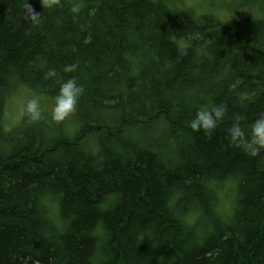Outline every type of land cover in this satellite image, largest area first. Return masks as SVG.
<instances>
[{
	"label": "trees",
	"instance_id": "1",
	"mask_svg": "<svg viewBox=\"0 0 264 264\" xmlns=\"http://www.w3.org/2000/svg\"><path fill=\"white\" fill-rule=\"evenodd\" d=\"M27 2L37 22L0 0V264H264V153L227 138L264 115V0L236 23L183 0ZM70 77V126L10 125L14 92ZM216 105L214 130L191 127Z\"/></svg>",
	"mask_w": 264,
	"mask_h": 264
},
{
	"label": "clouds",
	"instance_id": "2",
	"mask_svg": "<svg viewBox=\"0 0 264 264\" xmlns=\"http://www.w3.org/2000/svg\"><path fill=\"white\" fill-rule=\"evenodd\" d=\"M44 9L52 8L57 0H40ZM25 18L37 22L40 14L35 13L33 8L25 0L24 4ZM74 13L79 12V6L72 8ZM77 65H65V73L74 72ZM55 69H50L46 73V78H56ZM83 87L77 83L75 78H68L59 82V90L54 97V103L50 110V117L55 122H62L74 114L78 106L80 97L83 94ZM226 109L223 106L216 105L211 108L203 107L197 110L196 115L191 121L193 129H203L210 132L215 129L218 121L224 118ZM22 113L27 116L31 122H37L42 119V106L39 96H32L28 99L22 109ZM227 138L230 144L242 147L245 153L250 157H257L264 153V115L258 116L250 125V130L246 133L239 120H235L231 127L227 129Z\"/></svg>",
	"mask_w": 264,
	"mask_h": 264
},
{
	"label": "rangeland",
	"instance_id": "3",
	"mask_svg": "<svg viewBox=\"0 0 264 264\" xmlns=\"http://www.w3.org/2000/svg\"><path fill=\"white\" fill-rule=\"evenodd\" d=\"M183 2L185 3L184 5L186 8L190 10L195 17L201 15H214L224 22L236 23L238 20L247 16V11L242 13L230 12V9L237 6L240 0H183ZM24 88L25 89L19 88L7 101V116L9 117L7 119L11 121L10 125H14V123H17L16 121L22 117V109L26 101L34 95L40 97L42 110L50 115L54 99H51V97L46 95L37 94L28 87L24 86ZM43 117L45 116L43 115ZM71 120L72 115L67 121L71 122ZM27 123L33 127L36 122H31L28 119ZM75 162L85 164L86 160L80 159Z\"/></svg>",
	"mask_w": 264,
	"mask_h": 264
}]
</instances>
